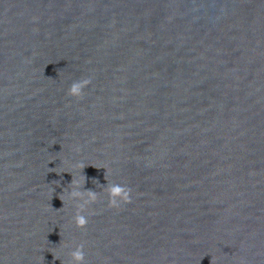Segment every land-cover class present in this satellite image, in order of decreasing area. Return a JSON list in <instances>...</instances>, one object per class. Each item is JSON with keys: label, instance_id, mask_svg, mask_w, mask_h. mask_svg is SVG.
Here are the masks:
<instances>
[{"label": "water", "instance_id": "water-1", "mask_svg": "<svg viewBox=\"0 0 264 264\" xmlns=\"http://www.w3.org/2000/svg\"><path fill=\"white\" fill-rule=\"evenodd\" d=\"M81 243L84 264H264V0H0V264Z\"/></svg>", "mask_w": 264, "mask_h": 264}, {"label": "clouds", "instance_id": "clouds-1", "mask_svg": "<svg viewBox=\"0 0 264 264\" xmlns=\"http://www.w3.org/2000/svg\"><path fill=\"white\" fill-rule=\"evenodd\" d=\"M90 80L89 79H85L84 81L74 84L72 85V87L68 90L67 95L71 96V97H75V98H81L82 97V87L85 84H89ZM76 151H79V149H75ZM84 165L81 164L80 168L81 170L83 169ZM89 191V196L91 197V199L89 201H87L88 203H95V193L91 190ZM130 192L131 189L128 188L127 186H122V185H113L111 188V192H110V199L108 201V207L109 208H119L121 204H128L131 202L130 200ZM70 195L72 197H79L80 196V192L78 191H72L70 193ZM63 194L60 195L61 201ZM117 198H119V201L117 200ZM83 207V206H81ZM89 215H91V212L89 213ZM75 225L76 228L78 229H83L86 224L88 223V219L87 217L83 214V212H76L73 215V221H72ZM84 244H78L77 247L73 250L72 252V259L74 261V264H84L85 261V254H84ZM53 254V258L54 259H59L58 255ZM43 261V257L41 256V264ZM61 264H63V262H61ZM211 264H216V259L213 258L211 261Z\"/></svg>", "mask_w": 264, "mask_h": 264}]
</instances>
